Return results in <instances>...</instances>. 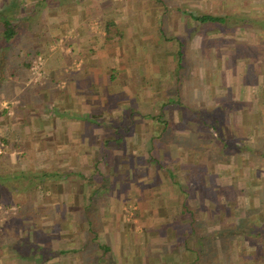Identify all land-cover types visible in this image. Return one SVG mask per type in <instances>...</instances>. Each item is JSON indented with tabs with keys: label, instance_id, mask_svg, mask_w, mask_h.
<instances>
[{
	"label": "crops",
	"instance_id": "1",
	"mask_svg": "<svg viewBox=\"0 0 264 264\" xmlns=\"http://www.w3.org/2000/svg\"><path fill=\"white\" fill-rule=\"evenodd\" d=\"M163 1L0 0L28 26L21 55L45 59L39 82L15 66L0 86V176L51 175L10 192L30 213L0 228V264H264V0ZM188 137L201 162L179 160Z\"/></svg>",
	"mask_w": 264,
	"mask_h": 264
},
{
	"label": "rangeland",
	"instance_id": "2",
	"mask_svg": "<svg viewBox=\"0 0 264 264\" xmlns=\"http://www.w3.org/2000/svg\"><path fill=\"white\" fill-rule=\"evenodd\" d=\"M36 1H38V0H36ZM162 2V1H161ZM181 3V5H185V7H188L187 6V0H180V1H178V3ZM36 3V2H35ZM170 3H176V0H164L163 1V4L164 5H168V4H170ZM49 7H51V6H49ZM37 11H38V8H36V9H33V7H31L30 8V10H27V11H20L19 12V14L20 15H18V19H20L21 18V15L23 16V14L24 15H31V16H34L35 17V23H33L32 22V24L31 25H33V27H29V29H33V30H31V31H29V32H34L33 33V35H30V37H33L35 40L33 41V43H31V44H34L35 46L34 47H37V41L40 39V36H39V32H41V30H42V28L44 27V21L46 20V17H45V11H40L41 13H39V14H37ZM14 13H17V11L16 12H14ZM23 18V17H22ZM44 19V20H43ZM212 25H214V26H216L215 24H212ZM217 27V26H216ZM21 28L23 29L22 30V35L24 36H26V34L28 33V31H26V28L28 29V26H26L25 24L22 26L21 25ZM35 34V35H34ZM25 36H24V42L23 43H25L27 40H26V38H25ZM23 43H22V41L19 39L18 40V42H17V47L18 48H23V47H25V46H23ZM29 49L33 52V51H35V49H33L32 48V46L30 45L29 46ZM194 49H196V47H195V45H194ZM24 52V51H23ZM38 58H40L41 59V66H40V69H39V72H40V75H38V73L37 72H34V71H32L31 70V66L33 65V63L38 59ZM33 59V58H32ZM190 60V61H189ZM186 61H187V65H188V61H189V63L192 61V58L191 59H186V58H184V65H186ZM197 63L196 65H198V66H202L203 65V58L202 57H199V58H194V63ZM44 63H45V59H44V57L43 56H37L36 58H34L33 60H32V62H31V65H30V72H31V75H32V78H33V80L35 81V82H39L40 81V79L42 78V76H43V67H44ZM192 63V62H191ZM217 107H219V106H216V107H214L213 109H215V108H217ZM188 108H190V107H187V109ZM181 110H183L184 111V109H182V108H180ZM187 109L185 110V111H187ZM195 109V111L197 112V111H202V109H201V107H195L194 108ZM209 109V108H208ZM211 109V108H210ZM225 109L224 108H221V110H220V112H223ZM219 112V111H218ZM217 112V113H218ZM180 113H182V111L180 112ZM216 117V116H215ZM221 119L222 120H224V118L223 117H221ZM229 119L227 118V119H225V121H224V123L222 122V121H220V128L219 129H224V131H226V130H230V129H240V130H247V126H245V124L247 123V122H242V124L240 125H237V124H230V122L228 121ZM228 121V122H227ZM241 121V119L239 120V123H241L240 122ZM182 128H184V126L183 125H179V130H181L182 131ZM206 128V127H205ZM205 128H202L201 127V125L199 126L198 125V128H197V130L199 131V129H201L200 131L201 132H204V133H206L207 131H208V129H205ZM252 129V128H251ZM216 132V131H215ZM215 132L214 131H210L209 133H211V135H212V137L209 139V141L211 142V145H212V147L214 146V140L216 139V134H215ZM214 136V137H213ZM155 140V139H154ZM158 140L159 139H156V142H158ZM178 140V142H180V140H181V142L179 143L180 144V146H179V148H181V150L182 151H184V152H189V153H191L190 151L192 150L193 152V154H181L182 156H180V158H179V160L182 162V161H184V162H187L188 160V162H190L191 160L192 161H196V160H198V162L200 161H202L203 160V154H202V149H201V145H202V141H198V140H195V139H193V138H181V139H177ZM199 140H201V139H199ZM205 142H208V141H206V140H204ZM166 143H170V140H166ZM178 144V145H179ZM0 149H1V151H2V153L0 154V160L2 161V163H4V162H7L9 159H6L4 156H5V154H7L8 152H9V150H12V145H11V143L9 142V141H5V140H3V141H0ZM16 152V154L15 155H20V153L18 152V150L17 151H15ZM19 156H17V158H18ZM17 158H15L14 159V163L16 162V160H17ZM190 158H192V159H190ZM209 158H210V160L211 161H218V159H219V155H218V153H216L215 152V154L213 155H209ZM19 159V158H18ZM4 165H5V163H4ZM23 171H26V170H23ZM37 184H34V185H31L27 190H24V192H27L28 190H29V192L30 193H35V192H40V193H43V192H45L47 189H46V186L43 184V181H39V182H36ZM49 188V187H48ZM24 192H22V193H24ZM22 193H20V194H18L15 198H14V200H13V195H10V194H8V193H5L4 194V198L6 199L5 201L3 200V202L5 203V204H9V206L8 207H4L3 205H1L0 204V213H2L3 215L1 216V218H0V228H2V226H3V224H5L6 222H8V224H7V226L8 227H11V228H14L15 227V225L17 226V225H19V224H21L23 221H26V215H27V213H30V212H27L28 211V203L27 202H25V201H22ZM9 197H11V201L9 202ZM53 197V196H52ZM51 198V197H50ZM51 200L53 201L54 200V198H51ZM20 203V205L22 206V210L20 211V213H19V211H18V207L16 206L17 205V203ZM125 207H127V210L126 211H124V213L126 212V213H128L129 215L132 213V212H134V207H133V205H132V203L130 204V205H125ZM23 212V214L22 215H19V214H21ZM200 212H202L201 210H200ZM128 218L127 219H129V220H132V218H133V216L131 215V216H127ZM55 220V224L56 223H58V224H60L62 221H64V219L63 218H55L54 219ZM3 253H4V255H9V252L7 251V249H4L3 250ZM9 256H11V255H9ZM8 256V257H9ZM215 260H217V257H216V259ZM217 263H218V260L216 261Z\"/></svg>",
	"mask_w": 264,
	"mask_h": 264
},
{
	"label": "trees",
	"instance_id": "3",
	"mask_svg": "<svg viewBox=\"0 0 264 264\" xmlns=\"http://www.w3.org/2000/svg\"><path fill=\"white\" fill-rule=\"evenodd\" d=\"M52 3L56 2L57 0H50ZM54 1V2H53ZM49 3V1L47 2ZM9 11V10H8ZM7 10H2L0 12V17H2L1 25H0V86H3L5 81L8 80V77L15 76V66H19V68H28L30 66V59L31 57H36L39 52L38 50L33 51V53L28 52V54L21 55L22 50H26L27 43L24 42V36L22 35V28L24 24L18 23L16 21L15 16L13 14H10ZM41 11V8L38 9L37 14ZM31 20L33 23H35V17L31 16ZM200 21H218V18L213 17H200ZM21 40L23 43V48L17 47L18 40ZM19 52V54L17 53ZM215 129L217 130V127L215 126ZM51 175L49 173H34L31 174V172H20V173H14L13 175H4L0 176V193L3 195L5 193L10 194V192H23L24 190H27L31 184H37L36 182L42 181L44 177L48 178ZM28 182L27 185H23V182ZM36 181V182H34ZM4 196V195H3ZM2 198V197H0ZM0 204L4 207H8L9 204H5L2 199H0ZM19 209V213L22 210V206L18 202L16 205ZM32 250L33 252L39 250L40 253L46 255V252H43L40 248H37L36 246H33L31 248V245L20 243L19 247L17 249L18 257L21 259H28L25 255L27 251ZM46 257H49V255H46ZM197 258H200L199 256Z\"/></svg>",
	"mask_w": 264,
	"mask_h": 264
},
{
	"label": "built area",
	"instance_id": "4",
	"mask_svg": "<svg viewBox=\"0 0 264 264\" xmlns=\"http://www.w3.org/2000/svg\"><path fill=\"white\" fill-rule=\"evenodd\" d=\"M40 66H41V59L38 58L34 63L33 65L31 66V70L34 71V72H37L38 75H40V72H39V69H40ZM2 153L1 149H0V154Z\"/></svg>",
	"mask_w": 264,
	"mask_h": 264
}]
</instances>
